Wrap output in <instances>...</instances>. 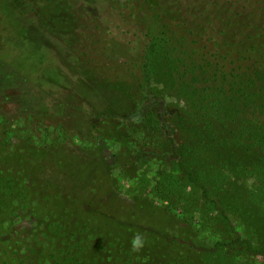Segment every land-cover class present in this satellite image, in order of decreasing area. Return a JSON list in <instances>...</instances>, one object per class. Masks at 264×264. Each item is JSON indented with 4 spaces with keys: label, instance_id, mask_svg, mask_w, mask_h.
Returning <instances> with one entry per match:
<instances>
[{
    "label": "rangeland",
    "instance_id": "rangeland-1",
    "mask_svg": "<svg viewBox=\"0 0 264 264\" xmlns=\"http://www.w3.org/2000/svg\"><path fill=\"white\" fill-rule=\"evenodd\" d=\"M226 1L235 4V16L224 24L219 0H78L93 30L118 44L110 54L115 69L122 55L140 65L151 47L148 86L161 103V131L178 155L196 140L210 142L192 112L208 106L201 94L220 87L227 109L237 92L241 113L252 117L264 142V0ZM16 4L22 6L0 0L2 29L12 39L0 35V54L55 76V64L43 65L40 54L59 62L65 45L80 44L48 34L34 12L26 18L22 9L15 12ZM85 46L93 56L96 44ZM69 77L67 88L39 87L0 63V264H61L66 251L80 264H264V257L232 244L244 238L243 225L209 205L177 158L128 157L123 142L91 118L92 106L103 108L98 97L91 102L83 80ZM122 79L114 88L128 102L116 105L135 111L143 75L134 68ZM228 164V158L217 163L222 170ZM238 180L264 200L263 183Z\"/></svg>",
    "mask_w": 264,
    "mask_h": 264
},
{
    "label": "trees",
    "instance_id": "trees-1",
    "mask_svg": "<svg viewBox=\"0 0 264 264\" xmlns=\"http://www.w3.org/2000/svg\"><path fill=\"white\" fill-rule=\"evenodd\" d=\"M20 1L22 6L16 4L14 7L17 13L22 9L21 17H25L28 12H34L39 21V27H42L45 32L56 36L64 43L76 42L80 45H76L74 49L65 45V52L59 62L52 56V53L51 56L40 54V61L43 65L46 61L55 64L53 67L56 72V74L54 72L55 76L51 71L39 69L40 65H19L2 54H0V63L39 87L67 88L71 81L69 76L83 80L86 90L84 95L92 96L89 98L91 102H93L92 99L96 101L94 97H98L97 102H101L103 106L101 109L92 106L91 118L94 122L105 124L111 135L123 142L128 157L137 161L156 157L177 158L178 167L202 189L203 196L209 205L215 208L222 218L227 220L233 217L243 225L244 238L237 237L232 244H243L249 255L264 257V200L254 197L252 189L241 187L238 180L251 178L255 182L264 184V142L259 137L258 130L252 126V117L241 113V99L235 96L237 92L232 91L233 95L230 94L231 109L222 105V100H220L222 87L220 90L216 89L215 92L209 91L200 95L199 100L206 101L208 106L198 108L192 112V115L200 124V131L210 142L201 144L196 140L191 148H186L181 155H178L173 139L165 137L161 131L160 121L162 119H160L159 111L161 103L156 91L148 86L151 79L148 50L151 47L143 50L145 57L140 65L139 61L132 62L128 56L122 55L118 64L121 68L115 69L116 61L111 58L110 54L115 52L118 44L111 42L106 32L93 30L91 21L93 23L94 21L86 17L87 11L81 8L78 0ZM219 1L216 6L223 8L222 22L225 24L227 20L235 16L233 15L235 4L226 0ZM258 1L256 0L259 4ZM51 7H55V13L52 12ZM62 13L66 14V17L61 16ZM4 16L5 14H0V35L3 39L12 42V39L9 40L6 35V29H2L1 23L3 22L1 21L5 20ZM89 42L91 45L96 44L97 47L93 56L88 53L90 46L89 48L85 46L89 45ZM2 43L4 44V41H0V46ZM45 44L48 46L49 42L45 41ZM9 46L11 50L12 46ZM248 50L246 48L245 52L247 53ZM240 60L248 61L249 58L239 56L237 61ZM237 61H232V64L236 65ZM134 68L140 70L143 80L135 87L137 93L135 95L138 98L136 102L134 101L135 111H127L124 107H117L116 101L124 106L128 98L119 90L121 88L115 89L114 85L123 84L125 81L122 77L125 72H130ZM240 68L243 67H234L236 70ZM249 69L251 68L247 67L245 71ZM253 105L255 107V104ZM159 139L160 148H158ZM227 158L230 164L224 170L219 169L217 163H224ZM6 187L10 189L13 184L8 182ZM168 188L170 190V185ZM65 254L61 264L79 263L74 259V262L69 261L68 251ZM227 256L231 255L225 257ZM219 264L234 263L230 259H225L219 261Z\"/></svg>",
    "mask_w": 264,
    "mask_h": 264
},
{
    "label": "clouds",
    "instance_id": "clouds-1",
    "mask_svg": "<svg viewBox=\"0 0 264 264\" xmlns=\"http://www.w3.org/2000/svg\"><path fill=\"white\" fill-rule=\"evenodd\" d=\"M140 243V239L139 237L136 238V240L134 241V248H135V245H138Z\"/></svg>",
    "mask_w": 264,
    "mask_h": 264
}]
</instances>
